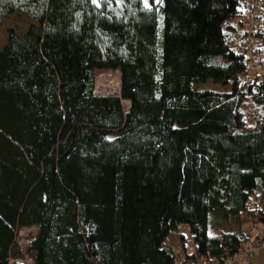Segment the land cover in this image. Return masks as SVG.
<instances>
[{
    "label": "trees",
    "instance_id": "obj_1",
    "mask_svg": "<svg viewBox=\"0 0 264 264\" xmlns=\"http://www.w3.org/2000/svg\"><path fill=\"white\" fill-rule=\"evenodd\" d=\"M248 1L0 0V26L33 21L0 47V264H174L184 230L196 257L236 252L264 198ZM109 70L119 96L96 92Z\"/></svg>",
    "mask_w": 264,
    "mask_h": 264
},
{
    "label": "built area",
    "instance_id": "obj_2",
    "mask_svg": "<svg viewBox=\"0 0 264 264\" xmlns=\"http://www.w3.org/2000/svg\"><path fill=\"white\" fill-rule=\"evenodd\" d=\"M252 1L254 9L250 10L249 18L244 27L250 34L253 31H257L259 18H264V10H262L263 1ZM247 43L248 74L243 79L244 82H247L252 75L261 72V65L264 63V50L256 49L253 36L250 35V40ZM247 118L249 120H255V115L249 114ZM245 209L240 211V216H244L248 210L254 211V213L246 217L247 221L251 223V227L247 232V238L238 245L234 254L227 256L223 261L209 256L196 257L192 254L195 249L191 237L188 239L185 237L186 247L182 244L183 247L176 248L177 258L174 264H250L259 250L264 249V198L254 197L249 199L245 205ZM179 227L180 231L187 228L185 225H180Z\"/></svg>",
    "mask_w": 264,
    "mask_h": 264
},
{
    "label": "rangeland",
    "instance_id": "obj_3",
    "mask_svg": "<svg viewBox=\"0 0 264 264\" xmlns=\"http://www.w3.org/2000/svg\"><path fill=\"white\" fill-rule=\"evenodd\" d=\"M32 23H33V21L22 13L16 12L13 15H10L5 20V22L0 26V47L3 45V43L7 37L8 30L10 28L15 29L19 33H23ZM161 25H162V23L160 21V27H161ZM159 39L160 40L158 43L161 46V38H159ZM254 42H255V40H254ZM102 75L106 76V78L112 83H119L120 87H121V73H120V71H118V70L102 71V72H98L96 75V92L100 95L109 94V95L117 96L118 93H111L110 94V92H108V93L102 92L99 89L98 78ZM196 87L199 89H204V88H216L217 86L211 82H206V83H199L196 85ZM250 227H251L250 222H248V221L244 222V224H243V230L244 231L248 232ZM223 229H228V228L226 227V225L219 227V228H212V229H210V232H211L210 234H214V233L218 234ZM37 232H38V227H36V226L31 227V228L22 229L20 231V234H19L21 245L25 247L30 242L31 237L33 235H35ZM182 233H184L186 235L187 239L190 237V234L187 230H184ZM180 234H181V232L172 233L170 235V237L168 238V240L166 241V244H170V245L175 244V246H177V247H179V246L183 247L182 242L180 240V236H179ZM28 261H30V260H28Z\"/></svg>",
    "mask_w": 264,
    "mask_h": 264
},
{
    "label": "bare ground",
    "instance_id": "obj_4",
    "mask_svg": "<svg viewBox=\"0 0 264 264\" xmlns=\"http://www.w3.org/2000/svg\"><path fill=\"white\" fill-rule=\"evenodd\" d=\"M98 85H99V89L102 92H110L111 93H118L120 92V84L119 83H112L110 82L106 76L102 75L98 78Z\"/></svg>",
    "mask_w": 264,
    "mask_h": 264
},
{
    "label": "crops",
    "instance_id": "obj_5",
    "mask_svg": "<svg viewBox=\"0 0 264 264\" xmlns=\"http://www.w3.org/2000/svg\"><path fill=\"white\" fill-rule=\"evenodd\" d=\"M173 246H175V244ZM232 264H238V263H232ZM250 264H264V249L259 250L256 257L253 259V261Z\"/></svg>",
    "mask_w": 264,
    "mask_h": 264
},
{
    "label": "water",
    "instance_id": "obj_6",
    "mask_svg": "<svg viewBox=\"0 0 264 264\" xmlns=\"http://www.w3.org/2000/svg\"><path fill=\"white\" fill-rule=\"evenodd\" d=\"M120 93H121V89H120V92H119V94H118L117 96H119ZM97 94H98V93H97ZM107 95H109V94H107ZM125 104H126V108H129L130 105H131V102H130V101H129V102H125Z\"/></svg>",
    "mask_w": 264,
    "mask_h": 264
}]
</instances>
